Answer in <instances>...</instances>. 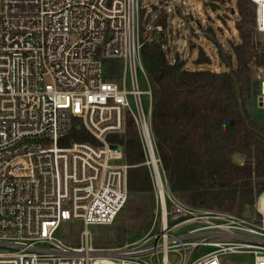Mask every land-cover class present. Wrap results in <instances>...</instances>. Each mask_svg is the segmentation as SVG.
<instances>
[{
	"label": "built area",
	"instance_id": "1",
	"mask_svg": "<svg viewBox=\"0 0 264 264\" xmlns=\"http://www.w3.org/2000/svg\"><path fill=\"white\" fill-rule=\"evenodd\" d=\"M248 3L254 31L264 33V0ZM142 9L140 0H0V264H173L171 256L180 258L174 264H219L227 253L264 264L263 222L182 202L148 160L155 209L141 238L97 248L87 230L77 245L54 237L62 221L108 225L124 206L129 166L109 137L123 133L128 116L148 158L153 151L140 50L162 28L141 32ZM248 66L264 110V66ZM74 126L91 141L66 142ZM198 247L211 250L189 261Z\"/></svg>",
	"mask_w": 264,
	"mask_h": 264
},
{
	"label": "trees",
	"instance_id": "2",
	"mask_svg": "<svg viewBox=\"0 0 264 264\" xmlns=\"http://www.w3.org/2000/svg\"><path fill=\"white\" fill-rule=\"evenodd\" d=\"M211 1L215 6L217 1L230 0ZM235 7L239 43L231 45L229 53L219 52L226 63L223 71L187 70L177 56L170 62L163 51L167 28L163 12L153 21L162 30L144 42L140 53L151 85L153 152L169 189L192 207L240 214L264 192V129L245 106L258 89L248 64L254 59L264 66V49L253 47V14L248 0H235ZM205 32L211 35L210 29ZM195 61L209 63L210 58L199 47ZM112 72V68L106 69L107 76ZM65 139L91 141L77 126ZM109 139L122 147L129 166L128 194L139 195L144 201L153 186L148 157L133 119L128 116L123 133ZM235 153L244 156L241 164L232 161Z\"/></svg>",
	"mask_w": 264,
	"mask_h": 264
},
{
	"label": "rangeland",
	"instance_id": "3",
	"mask_svg": "<svg viewBox=\"0 0 264 264\" xmlns=\"http://www.w3.org/2000/svg\"><path fill=\"white\" fill-rule=\"evenodd\" d=\"M166 2L140 0L143 8L141 32L144 31L147 21V26H151L160 13L167 11V28L164 36L166 46L163 51L170 62H173L174 57L177 56L184 61V68L187 70L223 71L226 63L220 58L219 52L229 53L231 45L239 43L234 27V23L238 20L235 0L217 1L215 6L211 5V0H170L168 7ZM207 28L211 30L209 36L205 32ZM251 40L254 48L264 49V33L255 32L253 29ZM199 47L209 56V63L195 61ZM232 63L234 64L233 60ZM250 76L252 78L251 69ZM137 80L140 89L146 90L147 84L139 70ZM126 88H130L128 76L126 77ZM127 99L130 108L133 109L132 97L128 96ZM141 100L146 108V97L141 96ZM245 106L254 121L264 129V110L255 106L253 96L245 101ZM77 122L78 120H74V123ZM160 175L163 177V174L160 173ZM261 195L264 199V193L259 194L254 204L244 208L240 213L260 225L262 222L264 224V207L262 213L257 210V201ZM154 209V192L146 196L144 201L139 195L128 194L124 206L110 224L83 227L79 221H62L54 237L66 245H77L80 241V232L87 230L91 236L92 246L97 248L120 247L143 236L152 222ZM210 250L207 247H198L188 252L187 256L191 261ZM179 259V256H171L169 262L174 264ZM252 261L253 258L249 254L227 253L219 257V264H252Z\"/></svg>",
	"mask_w": 264,
	"mask_h": 264
},
{
	"label": "bare ground",
	"instance_id": "4",
	"mask_svg": "<svg viewBox=\"0 0 264 264\" xmlns=\"http://www.w3.org/2000/svg\"><path fill=\"white\" fill-rule=\"evenodd\" d=\"M149 162H150V164L154 167V169L158 172L159 170H158V166H157V160H156V158H155V156H154V152L153 151H150L149 152ZM262 204H263V200H262V197L260 196L259 198H258V201H257V206H258V208H259V210H262Z\"/></svg>",
	"mask_w": 264,
	"mask_h": 264
},
{
	"label": "crops",
	"instance_id": "5",
	"mask_svg": "<svg viewBox=\"0 0 264 264\" xmlns=\"http://www.w3.org/2000/svg\"><path fill=\"white\" fill-rule=\"evenodd\" d=\"M243 160H244V156L239 153H235L232 155V161L236 164H241Z\"/></svg>",
	"mask_w": 264,
	"mask_h": 264
},
{
	"label": "water",
	"instance_id": "6",
	"mask_svg": "<svg viewBox=\"0 0 264 264\" xmlns=\"http://www.w3.org/2000/svg\"><path fill=\"white\" fill-rule=\"evenodd\" d=\"M231 122V121H230Z\"/></svg>",
	"mask_w": 264,
	"mask_h": 264
}]
</instances>
